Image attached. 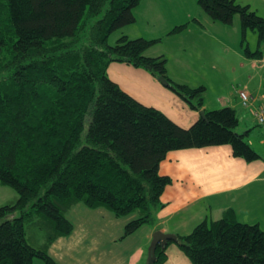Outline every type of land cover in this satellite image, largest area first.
I'll return each mask as SVG.
<instances>
[{"label":"trees","instance_id":"1","mask_svg":"<svg viewBox=\"0 0 264 264\" xmlns=\"http://www.w3.org/2000/svg\"><path fill=\"white\" fill-rule=\"evenodd\" d=\"M140 1L0 0V185L17 195L0 206V264H58L47 249L72 232L65 213L77 203L116 218L137 215L121 239L153 224L171 183L159 164L171 151L227 145L245 162L261 159L236 133L234 109L203 110L182 128L109 79L108 65L125 63L164 76L191 110L203 108V86L170 80L166 58L145 55L159 39L118 34L108 44L112 32L135 22ZM197 4L224 25L239 15L242 39L247 30L264 38V19L248 6L235 0ZM30 225L43 236L27 239ZM176 247L190 264H264V231L239 222L232 210L178 236ZM165 250L156 247L154 264L165 263Z\"/></svg>","mask_w":264,"mask_h":264},{"label":"crops","instance_id":"2","mask_svg":"<svg viewBox=\"0 0 264 264\" xmlns=\"http://www.w3.org/2000/svg\"><path fill=\"white\" fill-rule=\"evenodd\" d=\"M143 1H140L135 10V22L122 28L119 34L130 36L129 31L125 32L124 29H131L135 34L133 36L157 39V37H151L148 28L145 33H142L137 26L136 21L143 18L140 12L149 8V6H145L146 10L142 8ZM152 1L145 0L144 2L151 4ZM261 17L264 19V15ZM144 18V23H149V16ZM182 24L185 23H178L175 26ZM193 24L197 36L201 37L202 33L208 32L207 27L196 19ZM224 27L226 26L218 27L217 33L222 35L227 33L228 38L236 44L240 39V49L233 48L234 56L225 69H213L211 75L208 76V82H211V85L204 84L203 86L205 92L202 109L208 111L210 108L206 104L205 97L208 92L216 96L213 109L222 107L234 109L239 120L236 133L243 136L261 159L250 163L245 162L241 158L233 157L231 148L227 145L167 153L165 159L159 164L158 171L160 175L169 177L171 183L166 186L160 197L163 207L158 211V215L156 214L155 225L142 226L133 234L121 239L124 226L122 222L114 219L108 210L104 208L91 210L77 203L65 213V217L73 226L72 232L68 236L56 239L47 249L48 255L58 264H144L151 233L154 231L160 230L163 233L184 236L192 231L187 232L182 229L183 224L189 220L191 223L196 220L207 221V219L216 221L227 210H232L239 222L257 225L264 231L262 135L250 111L241 106L235 92V89H242L250 94L254 98L251 108L264 103V38L256 42L255 34H251L249 41L255 43L256 49L252 51L248 42V51L255 55L246 56L242 49V35L240 37L235 29L230 31ZM190 29L192 30L189 32ZM187 34H192L196 38L194 29L189 24L184 30L176 33L180 37H186ZM212 36L214 40L223 45L224 51L226 50L225 45H232L223 36L215 34ZM244 38H247V33ZM152 49L156 48L148 49L145 55L151 56ZM166 52V49L161 48L157 50L159 54L157 56L163 55L168 59ZM177 69L179 75V66ZM107 75L123 92L138 102L161 111L182 128L189 127L200 117L199 111L191 110L169 88L162 86L144 69L114 62L108 65ZM166 75L171 79L167 69ZM213 85L217 87L214 88ZM251 126L254 129L251 130ZM197 206L201 209L208 208L209 218L207 215H202L198 209H194ZM187 211H189L188 214ZM170 218L177 219L178 225L174 227L175 230L167 231L164 224ZM149 227L151 230L147 231ZM165 255L164 264H190L172 243L167 245ZM32 264L43 263L40 260H34Z\"/></svg>","mask_w":264,"mask_h":264},{"label":"rangeland","instance_id":"3","mask_svg":"<svg viewBox=\"0 0 264 264\" xmlns=\"http://www.w3.org/2000/svg\"><path fill=\"white\" fill-rule=\"evenodd\" d=\"M144 1L142 3V8H144V10H146L145 6H149V8L146 11H141L140 13L143 18L149 16L148 18L149 23L146 22L144 23L142 18L136 21L137 26L139 28V31L142 33H145L146 29L148 28L151 37L154 36L157 37V39H159V41L151 47V48L155 47L156 49L151 50L153 54L149 57H154L159 55L157 53V50H161V48H164L166 49L167 51L166 53L168 56V59L165 57L167 59L166 69L171 77V80L173 79L172 81L184 85L186 84L193 88L204 86V84L211 85V82H208V76L211 75L213 69H225L228 66V63L231 62V59L234 56L233 48L237 50L240 49V44H239L240 39H238L236 44V42L228 38L227 33L223 35L218 34L217 28L218 27L221 28V26H223L224 24L211 21L201 11V9L197 4V0H153L151 4L145 3ZM235 2L239 5L248 6L251 11H254L260 17L264 15V0H235ZM195 19L199 21L201 24H203L205 27H207L208 32L202 33L201 37L197 36V33L195 32L196 31L194 27L195 25L193 24V21ZM233 20L230 25H224L226 26L224 28L230 31H233L235 29L236 34L239 33L241 37L239 15L237 14L234 15ZM186 21L188 22L186 23ZM178 23H186V26L187 24H189V26L194 29L196 38H194V35L192 34H187L186 37L184 36L180 37L179 35H176V33L170 32V30L173 29L175 25H178ZM144 24H146V26ZM124 30L125 32L129 31V35H130L128 36L129 38L133 39L138 37V36H133L135 34H133L131 29H124ZM191 30L192 29H190L189 32ZM119 32L120 29L112 32L108 36L107 42L109 45H114ZM213 33L216 36L225 37L232 45L230 44L225 45L226 50L224 51L223 45H221L220 42L214 40V36H212L214 35ZM246 33H247V38L242 39L241 37L242 49L244 50L245 48H248V42H249L251 50L254 51L256 49L254 45L255 43L253 41L250 42L249 38L251 34H255L257 38L256 39L257 42L258 32L247 30ZM178 66H179L180 76L178 75V69H177ZM213 87L216 88L217 86L213 85ZM235 91L237 90L235 89ZM239 91H245V90L241 89ZM205 97H206V104L207 106L210 107L208 111L216 110L213 109L216 98L215 94L208 92L205 95ZM250 129L252 130L254 129V127L251 126ZM16 198L17 195L14 190H12L7 186L0 185V206L4 204L12 203L16 200ZM161 208L160 207L157 208L155 210V213L153 214L154 223L157 222L156 214ZM194 209H198L199 212H202V215L204 216L207 215V217L209 218L210 215L208 208L201 209L199 206H197ZM188 212L189 211H187L186 213L188 214ZM112 217L116 220H119V222H122V225L124 226L134 217L136 218L137 215L130 214L120 218H116L114 215H112ZM207 221L210 220L207 219ZM154 223L148 226L152 227V225L153 226L155 225ZM199 223H200L199 220L192 221V223L191 220H189V222L183 224L184 226L182 229L183 230L185 229L187 232H190ZM164 225L167 231H172V229H174V227L178 225V222L177 219L170 218L167 220V222ZM39 230H43V229H39ZM146 230L149 231L151 230V228ZM177 230H181V228H177ZM26 231H27V239L29 240L33 238V235L43 236V231L37 233L36 231H34V229L31 228V225L29 227H26ZM152 234L153 233H151V235Z\"/></svg>","mask_w":264,"mask_h":264},{"label":"water","instance_id":"4","mask_svg":"<svg viewBox=\"0 0 264 264\" xmlns=\"http://www.w3.org/2000/svg\"><path fill=\"white\" fill-rule=\"evenodd\" d=\"M157 81L164 87H169L170 82L164 77H157ZM204 112L200 111V116L203 117ZM178 241V237L175 234L163 233L160 230H156L153 232L151 236V240L149 246L147 248L145 264H154L155 262V250L159 245L161 247H165L169 242L176 244Z\"/></svg>","mask_w":264,"mask_h":264},{"label":"built area","instance_id":"5","mask_svg":"<svg viewBox=\"0 0 264 264\" xmlns=\"http://www.w3.org/2000/svg\"><path fill=\"white\" fill-rule=\"evenodd\" d=\"M238 96L241 100V104L244 107L251 105L253 98L245 91H238ZM252 115L255 118L256 124L262 131V139L264 143V103L252 110Z\"/></svg>","mask_w":264,"mask_h":264}]
</instances>
